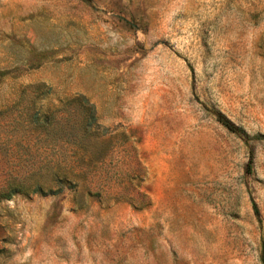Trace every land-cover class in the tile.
I'll return each mask as SVG.
<instances>
[{
	"label": "rangeland",
	"instance_id": "obj_1",
	"mask_svg": "<svg viewBox=\"0 0 264 264\" xmlns=\"http://www.w3.org/2000/svg\"><path fill=\"white\" fill-rule=\"evenodd\" d=\"M0 264H264V0H0Z\"/></svg>",
	"mask_w": 264,
	"mask_h": 264
},
{
	"label": "trees",
	"instance_id": "obj_2",
	"mask_svg": "<svg viewBox=\"0 0 264 264\" xmlns=\"http://www.w3.org/2000/svg\"><path fill=\"white\" fill-rule=\"evenodd\" d=\"M85 126V124H84ZM83 126V127H84ZM83 136L81 137V141L83 140ZM74 160L76 161V165L73 166V165H70L69 166V170H68V173H60L58 171V168H55L52 173H51V176H52V179L54 180L55 184H56V188L55 189H52L51 187H44L42 185V183L40 182H37L34 184V191H37V192H46L47 190H53V192H56L58 191L62 185H65L67 187H70L74 190H77L80 188L83 189L82 185H79V183L81 182V177H82V172H81V162H82V158L83 156L78 153V152H74ZM12 191L8 192L7 195L5 196H9V194L11 193ZM85 192L87 194H93V195H98V193H92L90 192L89 189L85 188Z\"/></svg>",
	"mask_w": 264,
	"mask_h": 264
}]
</instances>
